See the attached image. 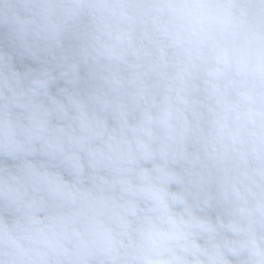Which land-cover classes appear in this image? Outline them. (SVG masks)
<instances>
[{"label":"clouds","instance_id":"clouds-1","mask_svg":"<svg viewBox=\"0 0 264 264\" xmlns=\"http://www.w3.org/2000/svg\"><path fill=\"white\" fill-rule=\"evenodd\" d=\"M0 264H264V0H0Z\"/></svg>","mask_w":264,"mask_h":264}]
</instances>
